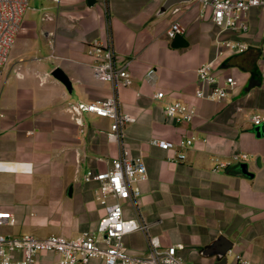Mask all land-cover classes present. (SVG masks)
<instances>
[{
	"label": "crops",
	"instance_id": "crops-1",
	"mask_svg": "<svg viewBox=\"0 0 264 264\" xmlns=\"http://www.w3.org/2000/svg\"><path fill=\"white\" fill-rule=\"evenodd\" d=\"M164 2L29 0L0 82V210L15 217L13 223L0 225V232L73 236L94 229L113 201L95 190L98 181L84 180L88 169L107 168L119 152V145L106 138L111 119L87 111L76 118L67 108L70 101L102 98L112 91L109 82L94 75L86 52L88 42L99 36L112 43L118 62L130 60L131 84L117 91L120 107L129 115L125 140L147 168L138 204L149 232L162 245L177 244L187 264H238L237 253L250 264H264L260 51L251 46L217 55V36L234 34L218 33L208 11L199 14L196 0H178L168 7ZM248 15L250 29L239 35L255 43L264 16L258 8ZM174 18L182 26L179 45L166 34ZM212 58L220 80L226 75L235 80L228 95L217 100L194 93L196 67ZM54 67L61 68L70 88L51 73ZM156 90L164 92L163 98L154 97ZM174 99L196 106L192 120L165 115L164 103ZM254 114L260 115L259 123L252 121ZM153 136L194 140L178 147L185 157L177 159L173 148L152 144ZM236 152L247 156L235 160ZM217 161L227 164L212 170ZM241 162H247L252 175L241 172ZM133 211L124 204L126 215ZM220 235L232 242L223 255L209 247ZM123 242L130 253L147 251L142 231L126 234ZM56 257L38 252L36 261L50 264ZM93 264L103 263L95 259Z\"/></svg>",
	"mask_w": 264,
	"mask_h": 264
},
{
	"label": "built area",
	"instance_id": "built-area-1",
	"mask_svg": "<svg viewBox=\"0 0 264 264\" xmlns=\"http://www.w3.org/2000/svg\"><path fill=\"white\" fill-rule=\"evenodd\" d=\"M59 1V0H55ZM29 0H0V82L2 80L3 65L8 59L11 46L20 28L23 12ZM199 14L207 11L218 33L232 32L234 35L217 36L216 54L223 51L244 52L255 46L261 54V86L264 88V17L260 39L252 42L241 34L250 29L249 11L258 8L264 16V0H196ZM175 6L173 11H177ZM182 33V26L177 18L170 21L166 34L168 37ZM240 34V35H239ZM87 54L91 57V68L94 75L112 86V91L102 98L91 100H74L67 105L68 110L77 118L82 112H92L111 119L106 131L109 142L119 145L118 154L111 158L110 165L101 170L88 169L84 180H96V191L103 195H111L113 201L107 205L106 212L98 219L94 229H84L73 236L48 234L36 236L24 233L18 236H8L0 232V264H37L38 252H52L57 255L50 264H93V260H100L103 264H187L177 252V244L162 245L157 235L149 232V224L144 220L139 208L138 199L141 193L140 182L147 178V168L141 154L130 152L125 140V124L129 120L127 112L120 107L118 88L131 84V74L128 70L129 59L118 62L112 43L99 36L93 37L87 45ZM215 58L202 61L196 67L197 86L195 96L211 100L226 97L235 83L233 76L226 75L222 80L216 73ZM153 68L147 73L151 74ZM154 97L161 99L162 90H156ZM166 116L179 121H190L196 114V106L178 99L166 101L163 106ZM3 115L0 109V118ZM79 118V117H78ZM254 123H259L260 115L252 116ZM194 136L181 137L176 142L153 136L150 142L161 148H173L175 158L184 159L185 153L178 147L192 144ZM245 152H236L233 158L243 161ZM225 161H217L212 170L225 166ZM102 201L104 199L102 198ZM133 208L132 215H126L124 204ZM15 217L9 210H0V225L11 224ZM142 231L147 242L145 254H134L126 250L123 238L134 231ZM21 252L16 257L14 252ZM238 264H250L240 254H236Z\"/></svg>",
	"mask_w": 264,
	"mask_h": 264
},
{
	"label": "water",
	"instance_id": "water-1",
	"mask_svg": "<svg viewBox=\"0 0 264 264\" xmlns=\"http://www.w3.org/2000/svg\"><path fill=\"white\" fill-rule=\"evenodd\" d=\"M178 0H165L164 2V6L168 7L172 4H174L175 2H177ZM173 44L174 45H179L181 43H183V39L184 37L182 36L181 33H178L176 35H174L173 37ZM51 73L53 75H55L56 77H58L59 79H61L65 85L70 88V82L68 80V78L66 77V75L63 73V71L61 70V68L59 67H54L51 70ZM259 126L255 127L256 133L259 134ZM256 163L259 164V157L256 156ZM240 166V170L242 173L247 174V175H252L251 170L248 169V165L247 162H241L239 164ZM209 247H215L218 255H223L226 254L228 252V250L232 247V242L230 240H228L226 237L220 235L218 238H216L215 240H213L211 242V244L209 245Z\"/></svg>",
	"mask_w": 264,
	"mask_h": 264
}]
</instances>
